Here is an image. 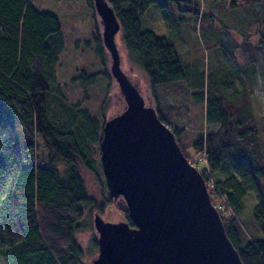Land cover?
<instances>
[{
    "label": "trees",
    "instance_id": "obj_1",
    "mask_svg": "<svg viewBox=\"0 0 264 264\" xmlns=\"http://www.w3.org/2000/svg\"><path fill=\"white\" fill-rule=\"evenodd\" d=\"M165 1L180 12L195 15L180 18L179 23L172 20L178 30L174 38L141 28L145 12L159 0H107L121 25L126 51L138 57L148 79L158 118L194 165L188 147L181 142L184 129L177 122L183 112L206 105L205 124L215 131L195 135L190 143L195 154L206 158V165L198 170L242 262L264 264V115L256 114L251 90L243 91L250 79L264 82V0H201L206 8L203 12L181 9V3L196 6L194 0ZM89 3L94 8L93 0ZM233 17L244 27L235 29L241 45L231 38V44L220 40L205 48H223V56L233 60L235 50L242 51L241 73L247 80L237 73L242 90L230 72L218 71L216 81L211 69L196 78L195 65L190 70L178 52L183 46L179 33L185 26L209 27L204 30L209 40V32L217 25L224 41L225 22L228 19L232 30L229 20ZM98 41L102 57L99 37ZM64 49L56 15L38 10L29 0H0V102L41 138H37V147L26 144L34 159L25 163L15 126L0 109V254L9 264H87L76 234L91 226L92 210L103 213L105 204H114L135 228L123 197L115 198L107 189L98 203L87 188L85 173L108 188L100 160L105 106L100 119L81 102L68 103L57 76ZM173 94L176 99L170 103L167 98ZM41 148L43 157L38 155ZM228 172L227 178H218ZM249 194L256 204L252 215L241 220ZM85 218L89 223L85 224ZM94 246L99 247L96 239Z\"/></svg>",
    "mask_w": 264,
    "mask_h": 264
},
{
    "label": "water",
    "instance_id": "obj_2",
    "mask_svg": "<svg viewBox=\"0 0 264 264\" xmlns=\"http://www.w3.org/2000/svg\"><path fill=\"white\" fill-rule=\"evenodd\" d=\"M93 3L127 105L104 124L100 160L110 194L123 197L135 224L96 215L99 254L93 264H244L202 174L122 70L116 42L121 25L112 7L107 0Z\"/></svg>",
    "mask_w": 264,
    "mask_h": 264
},
{
    "label": "rangeland",
    "instance_id": "obj_3",
    "mask_svg": "<svg viewBox=\"0 0 264 264\" xmlns=\"http://www.w3.org/2000/svg\"><path fill=\"white\" fill-rule=\"evenodd\" d=\"M29 2L40 11L50 12L56 15L62 25L65 38V49L60 57V66L57 69V76L68 103L75 104L79 101L91 114L98 116L100 119L102 107L105 106L104 121H101L102 124L121 114L123 110H125L126 103L120 92L119 85L111 72L112 59L103 43V27L95 7L92 8L89 0H29ZM163 2H165L167 6H165ZM194 2L196 6H189L187 3H181V9L186 10L191 8L192 10H199L200 12L206 11L201 0H194ZM178 9L179 8L175 5L165 0H159L158 3L153 4L145 12L141 22L142 30H151L157 34L174 38V33L178 31L175 30L174 21L179 23L180 21L178 19L180 18L195 17L192 12H180V9ZM173 19L175 20L172 21ZM229 21L234 29L232 28L231 30L227 19L225 26L228 28V32L226 33V37H224V41L223 38L220 37V35L224 33H220L218 29H216L218 28L217 25H215L216 28L213 32H209L212 38L209 40H207V36L204 33V30L209 27L198 25L196 29L192 26L190 28L185 26V29H181L179 33V37L182 38L180 41L183 43V46H180V49L178 47V52L184 63L188 64L187 67L190 70L193 64L195 65L194 70L196 78L202 72L208 75L210 69V72L215 74L213 77L215 81L218 79V71L230 72L236 77H234V80H236V87L242 90L244 86L237 74L241 73V71H243L242 69H244V58L240 54L242 51L236 49V60H233L231 57L223 56V48H205L208 44L219 42L220 40L221 42L231 44V38H234V43L236 45H241L242 38L237 35L235 29L243 30L244 27L239 26V20H237L236 17H233ZM98 37L103 50V55L101 53L102 57H100L97 50L99 47ZM116 42L121 56L122 70L133 81V84L137 86L146 105L154 108L148 79L140 66L138 57L126 51L121 30L116 35ZM233 55L232 53V56ZM85 75L91 78L87 79ZM240 76L247 82L246 78H244L245 75L243 77V73H241ZM206 82H208V79ZM249 83L250 86L245 87L243 91L246 89L251 90L256 114L259 116L264 115V82L259 78H255L250 79ZM175 99L173 94L169 95L167 101L172 103ZM205 106V104H200L192 107L191 111L188 113L183 112L181 118L177 122L180 127L179 129H184L181 142L184 146L188 147V153L194 158L191 162L196 163L192 165L197 166V169H201L206 165V158L203 155L195 154L190 147V143L195 135L205 134L207 131H215V128L207 127L205 124ZM0 109L6 113L15 126V139L21 149L24 162L26 163L28 160H33L34 154L29 153V149L25 146L32 142L35 147H37V138H39V140L41 138L36 135V133L31 134L29 128L20 124L10 107L4 106L0 102ZM44 154L45 152L41 148L38 155L43 157ZM229 175L230 172L227 174H219L218 178L223 180ZM84 177L90 194L98 200V203H101L102 196L107 195L108 188L102 185L101 180L99 181L97 177L92 174L85 173ZM209 186L211 185L209 184ZM255 204V197L249 194L244 201V210L241 214V220L252 215ZM88 215L90 214H87V216ZM91 215L92 223L89 224L91 226H88L76 234V238L84 252L83 259L87 264H93V261L99 254V247L96 249L94 246V239L98 240L99 238V234L94 227L95 216L100 215L105 222L110 223L125 221L124 216L119 212L118 208L111 203L105 204L103 213L92 210ZM86 223H89V218H85V224ZM0 264H9L8 260L1 254Z\"/></svg>",
    "mask_w": 264,
    "mask_h": 264
},
{
    "label": "flooded vegetation",
    "instance_id": "obj_4",
    "mask_svg": "<svg viewBox=\"0 0 264 264\" xmlns=\"http://www.w3.org/2000/svg\"><path fill=\"white\" fill-rule=\"evenodd\" d=\"M103 27V26H102Z\"/></svg>",
    "mask_w": 264,
    "mask_h": 264
}]
</instances>
